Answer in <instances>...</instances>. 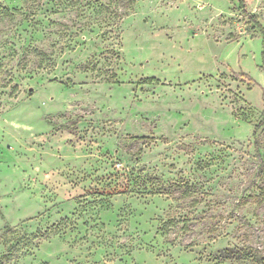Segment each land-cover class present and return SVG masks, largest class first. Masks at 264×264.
Segmentation results:
<instances>
[{"label":"rangeland","instance_id":"rangeland-1","mask_svg":"<svg viewBox=\"0 0 264 264\" xmlns=\"http://www.w3.org/2000/svg\"><path fill=\"white\" fill-rule=\"evenodd\" d=\"M0 5V264H264V0Z\"/></svg>","mask_w":264,"mask_h":264},{"label":"trees","instance_id":"trees-1","mask_svg":"<svg viewBox=\"0 0 264 264\" xmlns=\"http://www.w3.org/2000/svg\"><path fill=\"white\" fill-rule=\"evenodd\" d=\"M243 2V0H242ZM241 6H243V3H241ZM10 11L7 7L1 6L0 5V14H9ZM253 19V16L250 15V19ZM264 125V111L262 113V120L255 126V128H259L260 126ZM255 132V131H254ZM5 228V232L9 231L10 227H8L7 225L4 227ZM229 255H224V258H228Z\"/></svg>","mask_w":264,"mask_h":264}]
</instances>
